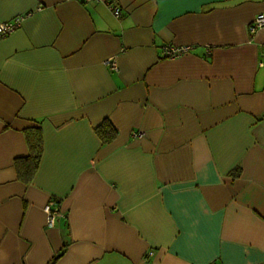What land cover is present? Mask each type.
<instances>
[{"label": "crops", "instance_id": "obj_1", "mask_svg": "<svg viewBox=\"0 0 264 264\" xmlns=\"http://www.w3.org/2000/svg\"><path fill=\"white\" fill-rule=\"evenodd\" d=\"M259 13L264 0H0V22L21 16L0 37V264H264ZM31 126L43 151L25 183Z\"/></svg>", "mask_w": 264, "mask_h": 264}, {"label": "trees", "instance_id": "obj_2", "mask_svg": "<svg viewBox=\"0 0 264 264\" xmlns=\"http://www.w3.org/2000/svg\"><path fill=\"white\" fill-rule=\"evenodd\" d=\"M94 131L102 144H109L117 135V130L109 119H103L94 127ZM28 154L15 160V168L19 179L28 183L33 178L43 151L42 132L39 126H31L24 131Z\"/></svg>", "mask_w": 264, "mask_h": 264}, {"label": "built area", "instance_id": "obj_3", "mask_svg": "<svg viewBox=\"0 0 264 264\" xmlns=\"http://www.w3.org/2000/svg\"><path fill=\"white\" fill-rule=\"evenodd\" d=\"M89 1V0H85ZM113 15L115 17L120 16V8L118 6L109 5ZM21 22V16H15L9 21L6 22H0V37L5 36L15 30ZM264 28V13L257 14L251 23L249 24V32L251 34L255 33L258 29ZM191 47L189 45H181V46H173V45H163L162 47V55L165 58H175L178 57L184 53H186ZM109 64L112 68H115V62L111 59L109 60ZM45 211L48 216V222L49 224H52V220L55 215L59 214L55 210L54 212H50V209L48 206H46ZM148 254H151V251L148 252Z\"/></svg>", "mask_w": 264, "mask_h": 264}]
</instances>
